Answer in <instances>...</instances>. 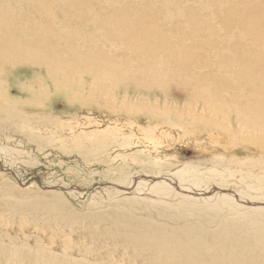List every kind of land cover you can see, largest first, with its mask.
I'll return each mask as SVG.
<instances>
[{"label":"rangeland","instance_id":"374dc122","mask_svg":"<svg viewBox=\"0 0 264 264\" xmlns=\"http://www.w3.org/2000/svg\"><path fill=\"white\" fill-rule=\"evenodd\" d=\"M133 1L103 6L110 14L103 19L107 34L134 29L139 37L104 39L105 54L114 56L111 48L120 42L135 49L114 52L118 60L129 59L125 78L131 83L119 88L114 79L101 88L86 74L69 72L74 54L87 68L101 60L91 51L98 35L87 23L80 24L82 36L60 40L30 30L37 24L28 17L30 6L10 15L12 26L32 35L14 33L15 46L30 49L0 61V264H264V135L254 128L264 125L255 119L264 116V55L246 62L233 57L251 73L238 106L225 95L205 100L234 86L184 78L188 65L230 66L232 58L210 61L203 43L190 46L192 59L175 50L179 32L190 27L230 55L258 51L249 33L264 28V0L233 4L241 26L232 33L246 32L243 41L183 23L212 18L205 13L220 6L208 0L198 6L173 0L170 9L186 14H170L166 22L145 12L141 27L137 17L123 21ZM212 16L213 28L222 16ZM57 18L74 24L61 13ZM0 42L7 53L8 41ZM56 42L68 47L57 50ZM157 55L170 66L164 92L138 70V59ZM135 87L140 97L131 92Z\"/></svg>","mask_w":264,"mask_h":264},{"label":"bare ground","instance_id":"6f19581e","mask_svg":"<svg viewBox=\"0 0 264 264\" xmlns=\"http://www.w3.org/2000/svg\"><path fill=\"white\" fill-rule=\"evenodd\" d=\"M120 1L121 0H0V41L2 38L6 39L8 41L9 49L6 53L4 48L1 47L3 45L1 44L2 42H0V61L4 60V62H6L8 58H14L16 53L20 51L27 52L30 49L25 43H19L15 46V40L13 39L14 33L20 32L24 34H32L28 30H22L18 27L12 26L10 24L9 19L11 14H23V11L21 10V5H26L30 6L33 9V12L28 13V17L32 21L37 23L33 29H30L36 35L49 36L52 34H58L60 36V40L74 39L72 37L73 35L77 34L79 36H82L83 34H85L82 31L80 24L85 25L86 23L88 26L91 27L92 31H95L96 35H98L97 39L92 36V42L95 43V45L91 46L90 48L93 53L100 55L101 60L94 61L93 65L87 68L83 65L82 61L76 57L77 54H74V58H72L70 64L71 66H69V72L71 73V75H75V77L77 76L76 78H79L81 74H86L87 77L91 78L95 83H97L96 86H100L101 88H103V80L111 82V79H114L116 81L114 84L115 88H119L121 85L130 84L131 79L125 78V75L129 74L130 72L129 67L126 64L128 63L129 59L118 60L114 52H119L122 50H125V52H135V49L131 42H120V44L113 45L111 49L114 50V52L110 53L114 56L109 55V53L105 54V52H103L105 49L104 39L106 37V39L110 41L109 36L111 35H114L117 38H128L131 39V41H134V38L137 42H139V37L135 36L137 32L134 29H113L107 34L106 28L108 27L103 25V19L107 20L106 17H108V15L110 14L105 13V8H103V6H108L110 10L111 8L115 9L114 4ZM182 1L197 6L200 3V0ZM229 1H231V4L230 7L227 9ZM238 2V0H225L223 2L213 0L207 1V3H213L217 6H220V8L218 10L215 8H210L208 9L209 12H206L205 14H210L213 18L214 16L212 15L214 13L215 15H217L219 20L222 16V13L224 12L221 18V22L215 24L216 26L214 25L213 28L209 23L210 19L212 18H195V20L189 19V21H186L184 19L183 23L188 24L190 22H193L191 26L195 28L204 29V33L208 31L216 32L224 35L225 37H236L240 38L243 41L247 39L246 32H241L240 34L232 33L235 29H238L241 26V22L238 20L237 17L238 6L236 5H239ZM12 3L17 4L14 10L9 9L11 8ZM173 3V0H134L133 3H130V7L132 8H130L128 13H124V15L122 16L123 21L137 17V20L135 21L136 26L141 27V23H144L147 20V16H145L144 14L145 12L151 13L152 15L161 16L165 19L166 22H169L171 19H173V17L169 18L170 14L178 17H182L184 13L186 14L187 11L184 8H179L175 11H172L170 9V6L174 7ZM83 6L88 7L89 10H84ZM231 7L232 13H229V9ZM195 10L196 9L194 6L193 13L195 12ZM116 11L119 12L120 9L117 8ZM132 11H134V15H131ZM67 12H72V15L67 14ZM57 13H61L64 20L73 21L74 24L71 25L68 23L60 22L57 18ZM103 15H105L104 18ZM128 15L130 16V18L128 17ZM120 18L118 19V21L120 20ZM45 19L47 20V22H44ZM246 22L247 25H249L252 22V19L249 18ZM258 25V23H255L252 29H257ZM165 26L166 23H164L163 26L159 27L158 34L163 33L164 30H162V28ZM78 28L81 29V32L77 31ZM263 30L264 28L259 31L254 30L249 33V37L253 40L254 45L257 46L258 51H255L253 49L243 50V56H237L236 53L230 55L227 49H218L212 47L210 40H208L203 34L195 36L193 34V32H196L194 29L190 27L183 28L179 32V45L178 48H175V50L184 60H186L187 58L192 59L194 54L191 53L190 46L196 43H203V49H206L207 53L213 55L210 57V61L212 62H216L218 57L226 59L232 58V60H229L230 66H225L221 62H217V64H211L210 66L202 67L208 69V72L206 74L200 73L202 68L198 69L188 65L184 70V78L187 80H190L191 78L200 79L201 82H205L207 80L213 81L214 83L206 84V86L209 87L218 86L229 88V86H234L235 88H229L226 93H223L221 91L209 92L208 96H205V100L213 99L214 101H219V99L222 98L223 95H225L227 96L226 99L229 97L230 99H233L238 106H240L241 102L245 98L242 84L245 81L250 80L251 73L249 66L241 65L240 61L234 59L233 57L240 58L243 62H246L247 59L256 60L259 57H262L264 55V38L261 37L259 34H264ZM150 31L151 30H148V32ZM11 38L14 40V42L11 40ZM187 43H190V45H187ZM54 45H59L55 47V49L57 50H64L68 47L67 45L61 44L60 42H56ZM85 48L87 51H90L89 47L85 46ZM159 49L161 51L165 48L159 46ZM152 51L153 53L158 52L157 50ZM243 57L245 58L243 59ZM138 62V70L141 71L142 74H144V72H148L150 79H153V81L156 82L155 87L157 89L162 92L168 90V88H165L164 86V83L169 80L166 78L169 74L166 68L170 67L168 62H164L163 59L160 60L159 55L151 56V60L149 61L140 58L138 59ZM171 62L174 64L173 61ZM95 77H97V79H94ZM219 79L223 81H220ZM138 84L139 82H137L136 86L140 87L138 86ZM137 87H135L131 92L134 93V96L140 97L143 93ZM149 87L151 88V84H149ZM186 87L187 86L185 85L184 88ZM191 95L193 100V94L191 93ZM207 107L211 106L208 104ZM243 109L245 110V108ZM251 114L255 116L256 113L254 111H251ZM255 119H259L264 124V116H255ZM252 123H254V121ZM254 128L256 129V131L261 132V135H264V125L262 126L260 123H256Z\"/></svg>","mask_w":264,"mask_h":264}]
</instances>
